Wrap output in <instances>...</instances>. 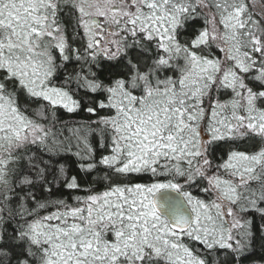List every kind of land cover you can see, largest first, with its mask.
<instances>
[{
	"label": "snow or ice",
	"instance_id": "1",
	"mask_svg": "<svg viewBox=\"0 0 264 264\" xmlns=\"http://www.w3.org/2000/svg\"><path fill=\"white\" fill-rule=\"evenodd\" d=\"M0 264H264V0H0Z\"/></svg>",
	"mask_w": 264,
	"mask_h": 264
},
{
	"label": "trees",
	"instance_id": "2",
	"mask_svg": "<svg viewBox=\"0 0 264 264\" xmlns=\"http://www.w3.org/2000/svg\"><path fill=\"white\" fill-rule=\"evenodd\" d=\"M64 118H68L67 116H64Z\"/></svg>",
	"mask_w": 264,
	"mask_h": 264
}]
</instances>
